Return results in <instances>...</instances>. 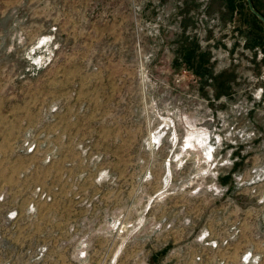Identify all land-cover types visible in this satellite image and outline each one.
Listing matches in <instances>:
<instances>
[{
    "label": "rangeland",
    "instance_id": "rangeland-1",
    "mask_svg": "<svg viewBox=\"0 0 264 264\" xmlns=\"http://www.w3.org/2000/svg\"><path fill=\"white\" fill-rule=\"evenodd\" d=\"M0 264H264V0H0Z\"/></svg>",
    "mask_w": 264,
    "mask_h": 264
},
{
    "label": "trees",
    "instance_id": "trees-1",
    "mask_svg": "<svg viewBox=\"0 0 264 264\" xmlns=\"http://www.w3.org/2000/svg\"><path fill=\"white\" fill-rule=\"evenodd\" d=\"M189 47H190V45H188L187 50L185 48H183L181 51L185 50V51H183V52H185L184 59H185V61H187V63H189V61L193 62L194 61L193 58L195 57V59H196V61H195L196 70H194V72H195L196 76L197 77H203V76L209 74V70L206 67V64L208 63V58L206 57L207 55L206 56L197 55L195 50L194 49L192 50L191 48L189 50ZM189 54H191L193 56H191Z\"/></svg>",
    "mask_w": 264,
    "mask_h": 264
}]
</instances>
